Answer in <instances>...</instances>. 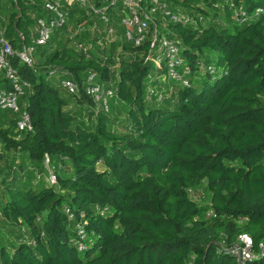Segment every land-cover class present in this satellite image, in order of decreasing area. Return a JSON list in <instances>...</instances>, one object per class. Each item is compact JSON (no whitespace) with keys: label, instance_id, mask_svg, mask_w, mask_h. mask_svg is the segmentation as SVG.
<instances>
[{"label":"trees","instance_id":"obj_1","mask_svg":"<svg viewBox=\"0 0 264 264\" xmlns=\"http://www.w3.org/2000/svg\"><path fill=\"white\" fill-rule=\"evenodd\" d=\"M7 1L0 32L14 49L18 34L30 45L48 0ZM162 1L193 19L158 25L160 37L180 42L191 69V87L178 91L174 109L149 104L147 81L163 69L148 58L156 55L148 37L138 47L122 38L120 7L108 10L121 48L116 69L104 50L83 56L55 49L33 67L11 60L32 87L25 107L32 131L15 132V120L0 123V172L11 167L9 157L19 172L44 174L47 158L60 174L55 185L27 183L12 170L13 179L3 178L1 215L25 228L28 241L10 250L0 245V264H187L191 257L194 264H237L229 249L241 234L252 242L245 264H264V0ZM233 6L245 9L246 23L234 21ZM211 60L227 72L213 82L201 70ZM200 74L205 80L196 90ZM54 75L81 89L69 95ZM90 75L113 90L107 114L95 113L82 90ZM117 99L128 123L120 131L110 118ZM69 105L84 108L88 122ZM203 186L206 205L189 195ZM77 225L87 234L82 253Z\"/></svg>","mask_w":264,"mask_h":264},{"label":"built area","instance_id":"obj_2","mask_svg":"<svg viewBox=\"0 0 264 264\" xmlns=\"http://www.w3.org/2000/svg\"><path fill=\"white\" fill-rule=\"evenodd\" d=\"M108 5L96 6L92 0H48L45 1L43 9L45 17L36 20L32 29L31 44L24 43V36L18 34L19 48L14 49L13 45L5 38L4 31L0 32V73L8 83V88L0 89V111L9 112L16 116L15 132L28 133L32 131L29 117L25 111V96L32 92L31 85L23 80L18 70L12 65L11 60L17 58L21 63L33 67V56L37 47L45 46L50 42L52 36L64 28L68 22V11L66 8L77 7L86 16H92L100 22L109 38L116 35L113 21L108 14L109 8H119V23L122 29V37L126 41H131L135 47L141 46L147 39L150 40V49L155 56L148 58L153 60L155 65L162 67L167 78L180 85L183 89L191 87V69L181 56V44L176 39L160 37L158 24L155 15H159L161 20L167 23H175L183 26L193 24V19L188 14L172 11L162 0H103ZM233 19L238 24H244L249 20V16L242 6L234 8ZM202 73L211 82L227 74L224 68L217 70L213 64L203 65ZM53 74V73H50ZM52 76V75H51ZM94 75L85 79L82 90L86 96L92 99L95 113L109 112L108 99L112 97L113 90L107 89L99 82H96ZM59 87L69 95L76 94L81 88L71 79H60ZM48 163V159L46 161ZM49 184H56V176H49ZM69 219H72L68 210H65ZM208 214L207 216H209ZM76 240L74 241L78 252L87 250V234L81 225L76 226ZM251 239L241 234L237 238L236 244L229 249V253L237 264H245L251 258ZM187 264H194L191 257Z\"/></svg>","mask_w":264,"mask_h":264},{"label":"rangeland","instance_id":"obj_3","mask_svg":"<svg viewBox=\"0 0 264 264\" xmlns=\"http://www.w3.org/2000/svg\"><path fill=\"white\" fill-rule=\"evenodd\" d=\"M10 4L8 3L7 0H0V9L3 11L5 14L10 12ZM72 13H69V18L68 22L63 30H59L61 32H56L53 36L50 42V47L49 49L47 47L39 48L34 56H33V61L36 63L38 62L43 55L47 54L48 52H51L55 49H67L70 48L75 52L76 54H81L83 56H87L88 54H94L96 55L97 52H100L101 50H104L106 55L109 56V59L111 60V63H114L115 69L117 68V56L120 53V46H116V42L118 38H116V35L113 38H109L106 35V30L104 26L98 22L96 18H92V16H86L83 17L81 14L84 12L80 10L77 7H71ZM70 8V9H71ZM156 22L158 25H161L162 27L166 28L167 21L161 20L159 15H155ZM93 20V21H92ZM222 22V21H220ZM121 40V38H119ZM49 46V45H48ZM111 49V50H110ZM44 58V57H43ZM43 62V59H41L38 64L40 65ZM116 62V63H115ZM214 67L219 70L220 72V67L216 65L215 60H211V62ZM157 75L159 77V81L157 82V85L155 88L151 87V89H159V91H154L150 96L154 97L153 99L156 100V103L159 104H166L164 100L167 99L168 92L172 90L173 92L175 91V88L167 86V83L173 84L172 81H170L166 74L162 72H157ZM54 80H56L55 77H51ZM206 78V76H205ZM204 77H202L201 81H198L197 83H202L205 80ZM207 79V78H206ZM210 81V80H209ZM196 86V84H195ZM164 88V89H163ZM202 86H198L197 90L201 89ZM150 89V90H151ZM152 89V90H153ZM149 90V91H150ZM167 91V95L164 93ZM155 94V95H154ZM170 94V92H169ZM167 96V97H164ZM30 94L28 93L25 98L24 102L28 101ZM164 97V98H163ZM150 98V97H148ZM115 104L111 105V112H110V118H113L114 120V125L112 129L114 131H120V130H125L128 127L127 123V116H126V108L120 104L119 100H114ZM86 116V115H85ZM84 114H81V111L77 110V113L75 115V118L77 120L82 119L86 120ZM16 116L12 113L9 112H0V123H8L10 121L15 120ZM7 162L11 167H3L1 168L0 172V185L3 182V178H8V171L12 170V172L19 178V179H24L25 182L31 184L41 182L43 184H48L49 176L53 175H59L60 171L57 169H51L48 166V163L46 162L44 164L45 171L44 174L41 172L35 171L34 174L32 173V169L29 171L24 172H19L16 169L15 165H12V160L8 157ZM16 162H18L16 160ZM55 166V165H54ZM25 169H29L28 166L24 165ZM15 168V169H14ZM100 169V166L97 167ZM10 179H13V176L9 177ZM15 178V177H14ZM57 179V177H56ZM1 192V189H0ZM190 197L197 203V204H208L209 203V194L206 191L205 187L203 186L201 189H196L193 191H189ZM28 238L26 237L25 234V228L23 227H18L14 226L11 224H8L7 222L4 221L1 211H0V245L4 246L7 250H10L11 246L19 244L21 242H27Z\"/></svg>","mask_w":264,"mask_h":264},{"label":"crops","instance_id":"obj_4","mask_svg":"<svg viewBox=\"0 0 264 264\" xmlns=\"http://www.w3.org/2000/svg\"><path fill=\"white\" fill-rule=\"evenodd\" d=\"M116 38H118L117 36H116ZM123 38V37H122ZM120 40V39H119ZM157 55V54H156ZM157 72H162V73H164L165 74V72L164 71H156V72H154L151 76H150V78L148 79V81H147V90L149 91L150 89H151V87H153V88H155V86L157 85V82L159 81V77H158V75H157ZM201 75V74H200ZM199 75V76H200ZM56 76V80H54L55 82H59V80L60 79H62L63 77H60V76H57V75H54L53 77H55ZM202 77H204L203 75H201L200 77H195V80H194V82H193V85H194V88L197 90V87L198 86H202L203 84L202 83H197L198 81H201L202 80ZM173 84H170V83H167V86L169 87V89L171 88V87H173V88H175V91L173 92L172 90H170L169 92H170V94H169V92H168V97L167 96H165L164 95V97H167V99L166 100H164L165 101V103L166 104H159V103H156V100H154L153 98V96L151 97V96H149L150 98H148V102H149V104H152V105H154V106H160V107H167V108H169V109H174L175 108V106H176V104H177V93H178V91L179 90H181V86L180 85H178V84H176V83H174V82H172ZM195 84H196V86H195ZM152 88V89H153ZM150 90V92H151V94L155 91H159V89H153V90ZM164 89V88H163ZM166 95H167V91H165L164 92ZM155 95V94H154ZM163 97V98H164ZM69 108L70 109H72V111L75 113H77V110H79V111H81V114H84V116H85V118H86V122H88V118H87V114H86V111L84 110V108H79V107H74V106H70L69 105Z\"/></svg>","mask_w":264,"mask_h":264}]
</instances>
